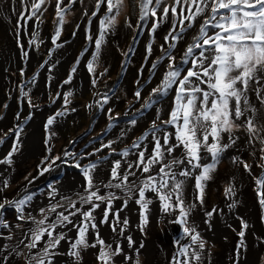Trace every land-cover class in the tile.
<instances>
[{
    "label": "rangeland",
    "instance_id": "1",
    "mask_svg": "<svg viewBox=\"0 0 264 264\" xmlns=\"http://www.w3.org/2000/svg\"><path fill=\"white\" fill-rule=\"evenodd\" d=\"M33 2L34 0H0V50L6 49L11 57L0 72V168L2 166L13 168L12 174L0 180V204H4V208L0 209V221L3 222L0 223V237H4L9 246L22 245L17 264H39L41 259L45 260L47 257L66 254L64 250L52 249L50 246L57 234L64 236L67 231L58 228L62 224L58 223V219L62 220V217L58 215L55 221L51 220V215L54 212L63 213L70 219L72 215L81 213L86 204L100 207L117 199L128 201L135 196L140 187L137 180H128L127 186L122 185L127 189L122 190L123 188L114 186L117 183L112 177H108L104 182H96L94 170L91 173L93 182L99 188L98 195L104 199L93 198L91 203H81V196L87 195L85 191L87 186L84 187L83 184L80 190L57 196L42 203L37 209H29L31 203L37 198L39 189L41 196L51 195V188L60 181L57 176L63 169L83 172V168L89 164L120 156L125 150H139L143 146L142 141L151 133L150 129H152L153 122L158 128L168 129L167 131L171 132L169 130L171 126L164 125L162 122L169 119V112L173 108L175 95L174 91L168 109L158 115L159 119L158 116L147 119L145 125L130 134H126L121 129L117 130L124 123L131 122L133 119L136 120L149 109L146 107L150 102L149 96L152 89L159 85L168 64V60H164L163 64L158 65L161 66L160 72L157 74L155 70L156 74L153 75L151 64L156 63L165 55V51L160 46L164 45L165 50L168 49V44L165 43L164 38L171 25L170 22L166 21L155 32H152L154 18L151 16V5L148 8V17L149 13L151 17L146 22L148 17L141 19L144 13L141 7L142 0H122L118 10L114 9V25H108L106 21L105 39L99 55L93 62V56L96 55L94 40L98 38L100 31L99 20L104 19L105 16H113L114 13L107 12L106 7L101 5L97 15L93 16L96 0H77L76 3L64 0L60 6L63 10L64 20L61 25L56 8L57 0H45L38 11L33 9ZM35 2L38 3L39 0H35ZM167 3L171 5L174 0H167ZM33 11H35V15L28 19ZM85 12L88 15H85ZM179 12L180 9L177 8V13ZM169 15L171 16V11ZM159 16L160 10L157 9V17ZM199 22L200 20H197V27ZM187 23L186 20L185 26ZM142 28L145 31L143 50L139 57L132 60L135 48L143 34ZM58 30L60 35L56 37ZM177 32H179V22H177ZM194 34L195 29L189 32L188 37L184 34L186 40L183 48L178 46L181 40L175 41L177 48L173 50V54L177 56L178 61L183 54V49L187 43L191 42L190 38ZM89 35L93 37L92 40L88 39ZM169 43H174V41L169 39ZM71 44L73 47L71 55L67 58L59 56L63 62L57 68L58 73H53L52 70L54 71L55 68L53 60L57 51L61 47L67 50ZM149 45L152 46L151 53L147 51ZM89 62H93L91 72L87 67ZM81 64H84L87 76L84 78V86L77 89L75 85L71 86L76 74V71L73 72L72 69L73 67L77 69ZM46 66L48 69L43 75L42 86H37L38 76ZM130 66L134 72L129 80L125 81L124 74ZM69 75L72 77L71 82L65 84L64 81L68 79ZM94 79L95 84H93ZM253 88L264 95V79L256 86L254 83L253 85L249 83V92ZM136 91L141 93L139 99L134 95ZM252 92L255 96L252 95L254 103L248 98L249 103L257 109L253 122L257 128H260L264 125V105L256 98V93ZM68 93L71 95L67 97L69 103L65 105L64 97ZM105 96H107V102H105ZM158 97L153 96L152 99L157 100ZM38 110H44L41 123V151L32 156L17 159L24 147L22 139L30 131L26 125ZM58 112H62L63 115L57 116L56 113ZM50 117H55V119L53 124L48 125L47 121ZM113 130H117V132L112 133ZM232 133L239 135L245 133L247 139H244L243 142H249L250 134L243 127L234 128ZM145 134L147 135L145 136ZM228 135V133H221L222 138H226ZM141 137H144L142 141ZM243 142L241 144L242 149ZM134 143H139L140 146L134 148ZM107 144H111V149L102 148V145ZM221 144L224 143L221 141ZM13 146L16 147L15 152H12ZM261 147L264 145L259 140L253 139L248 150L242 152V155L226 148L215 161V169L210 173L211 179L204 182L203 200L208 208H215L225 199V189L229 186L233 188L230 172L237 170L239 166L245 169L243 164L247 163L251 170L245 169L248 176L243 181L244 185L247 186L245 193V200L248 204L246 216L243 217L240 211L231 210L237 221L229 224V232L220 238L207 235L203 227L195 226L191 217H188V226H195L196 231L206 242L204 248L209 254L225 252L223 264H238L242 260H247L248 264H264V205L259 202V193L264 192V186L256 183L264 175V168L259 166L264 163L260 160V156L264 155L260 152ZM101 148V151H96ZM9 153H12L10 157ZM90 153L93 155H89ZM202 155V164L214 162L211 155L203 152V150ZM57 157L59 159H56ZM173 157L179 158L177 155ZM9 159L11 163L8 162ZM53 160H55L54 163ZM77 164L80 166L77 167ZM100 164L98 163V166ZM129 165L130 162L126 165L128 172ZM135 168L138 169V167ZM45 169L47 170L45 171ZM136 169L132 168L130 171L136 172ZM200 171L202 169H198V172ZM190 177H177V179L185 180L183 198L186 206L194 203V198L198 194L196 187L194 190L189 185ZM109 184L113 185L112 188H119L120 191L112 193L106 187ZM36 187L39 188L35 189ZM102 188L107 190L100 191ZM29 196L31 199L26 200L22 206L23 210H18L16 202ZM145 199L154 200V198H149L148 193L145 195ZM73 203H75L74 208L72 207ZM53 207L55 211H52ZM21 216L24 218L20 219ZM97 216V213H92L91 217L86 218L93 220ZM45 217L47 220L44 225L33 222L43 220ZM143 217L141 215L140 230L144 237H150L153 233L156 235V231L173 235L169 250H171L170 264H174L173 258L181 249L176 238L183 232V226L172 227L167 224L164 217H157L153 224L145 223ZM215 217H219V215ZM65 222L67 221L63 223ZM213 222L220 224L218 218L214 219ZM243 223L248 224L247 229L242 228ZM49 224L56 225L54 230L49 228L53 235L48 236L44 241H38L36 243L38 246L29 248L28 245L32 243L34 231L37 228L48 227ZM77 224L74 223L72 230L74 228L78 230ZM241 230L245 231L244 246L240 247L238 251L241 241L239 232ZM85 237L87 239L86 233ZM78 238L79 234L77 233L73 238V243ZM184 243L189 245L190 241L185 240ZM108 246L111 245L104 242V245H100L96 251L91 253L88 248L81 247V259L77 261L73 257L66 264H103L97 259V256L102 248L108 249ZM111 249L114 250L112 246ZM117 257V255L112 257L109 264L126 263L118 260ZM134 258L137 262L146 264L145 253L137 252ZM88 259H90L89 262Z\"/></svg>",
    "mask_w": 264,
    "mask_h": 264
},
{
    "label": "snow or ice",
    "instance_id": "2",
    "mask_svg": "<svg viewBox=\"0 0 264 264\" xmlns=\"http://www.w3.org/2000/svg\"><path fill=\"white\" fill-rule=\"evenodd\" d=\"M45 0L33 2V9L38 11ZM64 0H57L56 8L57 14L60 18L61 25L63 24V10L61 4ZM77 0H70V3H76ZM122 0H96L95 10L92 15L96 16L101 5L106 7L107 12L114 13V9L118 10ZM151 8V16L154 18L152 25V32H155L158 27L166 21L170 22V30L165 36V43L168 44V49L165 50L164 45L161 49L165 51V55L161 57L156 63L151 64L153 75L159 64H163L164 60H168L166 70L162 75V79L156 88L152 89L149 96V103L146 107H151L156 103L152 99L153 96L167 95L174 90L173 108L169 112V119L163 121L164 125H169L174 128V133L165 132L163 135V144L159 138L155 139L153 152L150 157L145 160L144 152L138 154V161L136 167L143 165L141 171L143 173H151L152 167L159 164L160 167L156 170L155 175H149L145 180L141 181L139 187L140 201H143L142 208L147 211L150 200L145 199V190H151L158 194L159 200L163 202V208L166 211L179 213L178 217L172 223H178L183 226V232L191 240L188 246H181L180 254L188 257L189 248L192 245H198V248L205 247V241L196 231L195 226H188V217L191 210L195 207V203L185 205L183 198V186L185 180L177 179V177L188 178L193 175L197 169H202L199 174L195 175V187L198 190L196 199L202 204L204 197L205 183L211 179L210 173L215 169V161L218 159L220 153L228 148L231 144L236 142L238 137L231 135L234 128L239 129L243 127L246 132L250 134L249 143L253 139L259 140L264 145V125L260 128L254 124L255 114L257 109L249 103L248 92L249 83L258 84L264 79V0H174V3L169 5L167 0H142L141 7L144 10L141 19L148 17V8ZM163 5V7H161ZM177 8L180 12L177 13ZM157 9L160 10V16L157 17ZM35 11L28 17L31 19L35 15ZM171 11V16L169 15ZM187 12V15H185ZM88 15L87 12L84 13ZM115 13L113 16H105L104 19L99 20V36L94 40L96 55L93 56V62L100 53L102 43L105 39L106 21L108 25H114ZM200 19L197 27V19ZM188 21L185 26L184 22ZM91 22V21H90ZM177 22H179V32H177ZM131 26V25H129ZM79 27V26H77ZM195 29V34L191 36V42L187 43L183 54L179 61L177 56L173 54V50L177 48L175 41L183 40L184 34L190 30ZM211 32V34H209ZM175 33V34H174ZM60 31L56 32V37H59ZM92 40L91 35L88 36ZM169 39L174 43H169ZM148 53H151L152 46L147 48ZM83 55V54H82ZM93 62H89L87 67L91 72L93 70ZM79 63V61H77ZM190 64V66H188ZM188 66V67H186ZM73 72L76 68L73 67ZM71 75L64 81L65 84L71 82ZM95 79L93 84H95ZM256 93V98L264 105V95H261L255 88L252 89ZM27 95V93H25ZM59 95V94H58ZM68 93L64 97V103H69ZM134 95L137 99L140 98V91H136ZM243 99V108L241 101ZM107 102V96H105ZM90 107V106H89ZM57 116L63 115L62 112L56 113ZM243 117V120L241 118ZM159 119V116L157 117ZM55 117H50L47 121L48 125L53 124ZM240 121V123H237ZM132 124L136 120L131 121ZM162 131L153 122L150 132L154 135L155 132ZM221 133H228L229 143L221 144ZM147 134H145L146 136ZM212 138V143H209V138ZM144 137H141V141ZM174 140V142H172ZM139 143H134L133 147H139ZM107 147L111 149V144L102 145V148ZM97 149L99 152L102 150ZM183 149V156L179 158L166 159L171 157L172 153L177 149ZM203 152L211 155L213 163L202 164ZM16 151L13 146L12 152ZM49 151H51L49 149ZM112 151H115L112 149ZM260 152L264 153V147L260 148ZM12 153H9V157ZM67 155V153H65ZM129 152L125 150L121 155L128 156ZM89 155H93L90 153ZM56 159H59L58 157ZM238 159V158H237ZM260 160L264 161V155L260 156ZM11 163V160H8ZM55 160H53V163ZM97 163H92L83 168V174L86 178V196H81V203H91L92 199L102 200L104 197L98 195L99 188L93 182L91 173L97 168ZM187 164L190 167L180 168L181 165ZM80 165L77 164V167ZM121 162L116 160L113 162L111 169V176L113 179H119L120 183L114 185L121 187L127 186L129 175L134 176L135 172H131L132 165H129V172L120 175L118 169ZM179 168V171H173V167ZM244 168L251 170L247 163L243 164ZM264 168V163L259 165ZM50 167V165H49ZM168 169V171H166ZM47 169H45L46 171ZM159 177V179H157ZM169 181L172 183L170 184ZM258 185L264 186V175L256 181ZM109 184L106 187H111ZM96 190H93V189ZM168 189L167 192L163 191ZM233 193L231 186L225 189V195ZM260 204L264 205V192H260ZM174 198V202H173ZM31 197H26L16 202L17 209L22 211L26 200ZM98 207V205H95ZM75 207V203L72 204ZM4 208V204H0V209ZM43 211V210H41ZM55 211V208H52ZM215 211V210H213ZM74 214V213H73ZM62 220L58 219V223L67 221L71 223L68 216L63 213L58 214ZM85 217H91V212L83 213ZM119 219L118 213L114 214ZM209 216L212 213H208ZM107 217V213L105 214ZM23 219L24 217H19ZM144 222L147 223V215L143 217ZM45 219L38 222L39 225H44ZM0 223H3L0 221ZM127 224V220L124 221ZM55 224H49L48 227L37 228L34 231L32 243L28 245L29 248L36 247V243L41 240L42 236L47 233L52 236L53 232L49 228L55 229ZM95 228V224H92ZM248 224L243 223L242 228L247 229ZM87 226L78 229L79 238L71 244L70 255L75 257L77 261L81 259V247L86 249L89 247H96L95 243L90 244L85 233ZM115 230V227L113 228ZM245 231L241 230L239 236L241 237L240 247L244 246L243 237ZM64 239L62 234H57L56 238L52 240L51 247L55 248L60 241ZM131 244V237H128ZM100 245H104V240L98 239ZM143 245H141L142 247ZM47 252V249H45ZM121 249L119 246L115 250L108 246V249L102 248L97 259L103 264H109L112 257L119 255ZM174 260L176 257L173 258ZM190 259L196 261L200 260V255L196 249L192 250ZM39 264H44L41 259ZM177 264H189V260L177 261Z\"/></svg>",
    "mask_w": 264,
    "mask_h": 264
},
{
    "label": "bare ground",
    "instance_id": "3",
    "mask_svg": "<svg viewBox=\"0 0 264 264\" xmlns=\"http://www.w3.org/2000/svg\"><path fill=\"white\" fill-rule=\"evenodd\" d=\"M150 17L151 16L149 13V17L146 20V22L150 19ZM200 19L201 18H198L197 20ZM142 32L143 34L141 35L138 45L135 48V51L132 56V60L139 57L140 53L143 50V42L145 38L144 28H142ZM189 32L185 33L186 37L189 36ZM185 40L186 39H183L179 42L178 46L180 48H183ZM72 50L73 47L71 44V47L69 49L64 50V48L61 47L57 51L56 53L57 55L53 60V64L55 65L54 71L52 70L53 73L55 74L58 73L57 68H59V65L63 62V60H61L59 56L67 58L71 55ZM8 53L9 52L6 49L0 50V72H2L3 66L6 64V62H8L11 59ZM47 69L48 67L46 66L43 72H41V74L38 76L39 81L37 82V86H42L41 84L43 82L42 78ZM160 70H161V66H158L156 69L157 74L160 72ZM133 72H134L133 68L130 66L124 74V80L128 81L130 76L133 74ZM86 76H87V72L84 67V64H81L76 69L74 81L71 83V86L75 85V88L77 89L80 88V86H84V78ZM250 84L253 85V82H250ZM254 85L256 86V84ZM173 92L174 90L170 91L167 95H162L158 97L156 103L153 104L149 109H147L142 116L136 119L135 124H132L131 122H126L123 125H121L117 130L121 129L126 134H130L131 132L145 125L147 119L154 118L159 114L165 112L168 109L170 102L172 101ZM248 93H249L248 98L250 99V101H252V103H254L252 98V95L254 96V93L252 91ZM113 97L115 98V96ZM241 105L243 108V99L241 101ZM42 115H44V110L36 111L34 117L27 123L26 126L30 128V131L28 135L22 139V143L24 144V147L20 151V154L17 156V159L25 158L27 156H32L33 154H37L41 151L40 148L42 147V142H41ZM117 130H113L112 133H116ZM167 130L168 129H163L162 131L155 132L154 135L150 133L142 141L143 146L139 150L128 151L129 152L128 156L120 155L109 158L110 160L108 159L106 161H102V163L95 169L94 172L97 179L96 182L98 183L104 182L108 179V177H112L111 169L113 167V162L116 160H119L121 162V166L118 169L120 175H124V173L128 172L126 165L129 162L130 165H132V168H134L135 170L138 161V154L140 152H144L145 160H147L153 152L155 139L159 138L161 144H163V135L165 132H168ZM169 130H171L172 133H174L175 131L172 126L169 127ZM231 135H233L234 137H238V139H236V142L234 144H231L228 148L232 149L234 153L242 155L245 151L248 150L251 143L247 141L243 142L244 139H247L245 133L243 135L232 133ZM221 141L223 143H229L228 136L226 138H222ZM172 142H174V140ZM210 142H212L211 137L209 138V143ZM242 142L244 144L243 149L241 147ZM176 155L178 157H182L183 149L177 148L172 153V156L171 157L166 156V159H171L173 158V156ZM142 167L143 165H140V167L136 169L134 176L132 175L129 176V180L130 179L137 180L140 186H141V181L145 180L149 175H155L156 170L160 167V165L159 164L154 165L152 167L151 173H143L141 171ZM184 167H190V166H188L186 163L180 166V168H184ZM173 169L179 170V168H176L175 166ZM12 173H13L12 167L2 166V168H0V180H3L5 177H7L9 174ZM197 174H199L198 169L193 172V175L190 177V182H189L190 187H193L194 190H195L194 177ZM247 176H248L247 171L245 169H242V167L240 166L239 168L237 167V170H232L230 172V180L233 186V193L227 195L225 199H223V201L220 204H218L217 207L215 208H211V209L208 208L204 200L203 203L201 204L195 197L194 198L195 207L192 209L189 215L191 217V221L193 222V224L195 226L203 227L206 230L207 235L215 238H220L225 234H227L229 232V224L235 223L237 221L235 214L233 215V212L231 210L233 211L237 210L238 212L240 211V214H242L243 217L246 216L245 212L248 204L245 200V193L247 191V186L244 185L243 181ZM57 177L59 178L60 181L56 183V185L53 186V188H51L52 189L51 195L41 196L39 194L40 193L39 191L40 189H39L38 190L39 192L37 191V198L33 203H31V207L29 208L30 210L37 209L42 203L51 200L57 196H60L64 193L80 190L83 184L84 187L87 186L83 172H72L63 169L58 174ZM157 179H159V177H157ZM113 180L117 184L120 183L119 179H113ZM169 183L171 184L172 182L169 181ZM37 188L39 187H36L35 189ZM119 188H123L122 190L127 189V187H123L122 185ZM119 188L108 187V189L112 193L119 192L120 191ZM104 190L107 189L102 188L100 191H104ZM163 191H168V189H164ZM147 193L149 198L150 199L154 198V200H150L151 203L148 204V208L146 212L142 208L143 201H140L139 189H137L135 196L128 201L124 199H117L113 202L105 203L100 207H96L91 204H86L81 213L71 216V218L69 219L71 223L65 222L58 226V228H63L65 231L66 230L67 231L64 234V239L60 241L59 245H57L55 248L52 249H60V250L62 249L66 252V254L54 255L51 256L50 258L47 257L44 260V264L46 263L66 264L73 259V256H71L69 253L71 251V244L73 243V238L78 233L77 229L74 228V230H72L74 223H78L76 225L78 229L83 227L84 225L87 226V230H86L87 240L90 244L92 243L96 244V247L88 248L90 253L98 249V247L100 246L98 243V239H102L104 240V242H108V244H110L114 248V250L116 249L117 246H119L121 252L119 255H117L118 256L117 259L126 262L125 264H142L141 262H137L134 258L135 254L140 251L145 253L146 255V264H170L171 250H169V247L170 244L172 243L173 235L169 233L167 234V232L160 233L156 231V235L153 233L151 234L150 237L149 236L144 237L143 233L140 230L142 225L141 215L143 216L147 215V223L150 224H153L157 217H164L167 221V224L174 227L180 225L178 223H172V221L178 217L179 213L176 215V212L166 211L163 208V202L159 200L157 193L146 189L145 195ZM173 202H174V198H173ZM87 212H91V214L97 213L98 216L93 220L87 219L83 215V213H87ZM106 213H107V217L105 216ZM116 213H118L119 219H117L116 215H114ZM208 213H212V215L209 216ZM216 215H219V217H215ZM57 217H58V213L54 212V214L51 215V220L55 221ZM216 218H218L220 224H214L213 220ZM125 220H127L126 225L124 224ZM92 224H95L96 227L93 228ZM114 227L115 230H113ZM47 237L48 235L47 233H45L39 242L44 241ZM128 237H131V244L129 243ZM176 239L178 240V244L180 247L188 246L184 243L185 240L190 241L191 244L190 238L183 232H181V234ZM141 245L143 246L141 247ZM21 246L22 245L9 246L6 242V239L4 237H0V264H17V261L19 260L18 257ZM193 249H196V251L200 255L199 261L190 259L192 256ZM180 252L181 249L176 254V259L174 260V264H177V261H184V260H189V264H223L225 261V252L209 254L205 250V248L203 249L198 248V245H192V247L189 248L188 257L181 255ZM87 261L89 262L90 259H88ZM238 264H248V263L247 260H242Z\"/></svg>",
    "mask_w": 264,
    "mask_h": 264
}]
</instances>
